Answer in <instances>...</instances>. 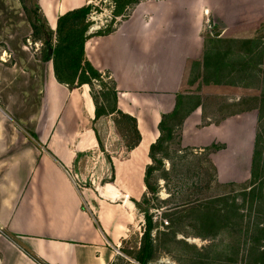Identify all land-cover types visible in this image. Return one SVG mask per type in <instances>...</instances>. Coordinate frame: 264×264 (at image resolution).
Masks as SVG:
<instances>
[{
  "label": "crops",
  "instance_id": "0c3cea01",
  "mask_svg": "<svg viewBox=\"0 0 264 264\" xmlns=\"http://www.w3.org/2000/svg\"><path fill=\"white\" fill-rule=\"evenodd\" d=\"M71 1L38 0L52 28L60 14L84 4ZM255 25H264V0H140L113 31L87 40L88 58L111 74L118 107L136 117L142 135L127 157L105 155L112 179L91 201L73 173L80 153L97 142L88 83L60 82L53 60L42 56L35 57L34 76L31 66L15 74L0 71V264H42L27 250L48 264H112L139 208L129 197L146 192L150 145L160 134L162 114L176 106L189 64L203 57L213 36L244 37ZM245 112L198 127V106L182 123L181 142H189L194 127L202 144L220 140L226 147L219 150H225L233 118ZM250 132L238 135L245 161ZM130 164L133 170L125 173L136 179L124 192L115 182Z\"/></svg>",
  "mask_w": 264,
  "mask_h": 264
},
{
  "label": "rangeland",
  "instance_id": "374dc122",
  "mask_svg": "<svg viewBox=\"0 0 264 264\" xmlns=\"http://www.w3.org/2000/svg\"><path fill=\"white\" fill-rule=\"evenodd\" d=\"M78 2L73 0L69 3ZM88 2L102 6V10L94 9L90 16L94 23L87 33L108 27L112 18L113 0H84V4ZM123 18L125 16H117L112 22L113 26L117 27ZM35 22L53 31L55 40L56 27L52 28L48 24L38 0H0V71L3 75L5 72H20L25 66H31L33 76L38 72L35 57H41L46 48V34L33 26ZM241 35L246 36L208 38L205 53L199 63L192 61L189 64L180 92H183L184 109L194 107L200 101L203 118L198 127L218 122L231 114L246 110L250 112L233 118L232 123H235L230 127V142L221 151L215 149V145L226 147L225 142L219 140L202 144V139L196 138L200 132L192 127L188 131L189 142L182 144L184 151L176 152L181 146L182 124L175 127V140L169 144V155L159 153L164 164L155 170L152 177V181H156L157 192L149 191L146 195L149 203H144L150 207L148 211L154 217L153 234L156 238L155 257L147 264H264V230L256 226L257 223L260 226L264 224V198L262 196L260 203L259 189L255 195L252 191L264 178L263 167L258 169L261 176L254 177L251 175V162L249 164L256 134L262 133L264 141V118H259L260 109L264 110V56H253L252 59L251 53L246 55L248 68L238 71L235 67H229L222 71V80L214 72L215 68L229 59L241 67L239 54L245 55L253 45L240 40L259 37L264 41V25H255L252 30ZM229 50L231 52L226 54L225 51ZM208 57L214 62L206 59ZM6 65L12 66L11 69ZM112 85L113 78L105 71L103 79L88 83L86 88L94 104L93 95H97L99 101L110 104L112 99L109 94L105 98L101 91H109ZM93 122V132L97 135L96 146L81 152L73 169L82 191L90 201L97 195V189L112 179L110 169H105V155H114L120 159L127 157L126 143L133 137L128 131L129 121L118 112L97 120L94 118ZM244 128L252 134L246 145L249 155L246 161V152L241 154L238 138ZM217 150L213 157L219 161V176L212 157V153ZM263 161L264 149V165ZM131 170L133 167L130 164L116 179L118 183L115 182L124 192L126 188L131 189L136 179L125 173ZM143 189V192H147L146 186ZM130 197L144 199L142 193ZM210 198V201L214 200L210 205L219 207V212L201 207ZM142 209L134 207L133 222L129 226L127 239L121 244V252L116 254L114 264H140L133 255L138 250L145 227V213Z\"/></svg>",
  "mask_w": 264,
  "mask_h": 264
},
{
  "label": "trees",
  "instance_id": "16d2710c",
  "mask_svg": "<svg viewBox=\"0 0 264 264\" xmlns=\"http://www.w3.org/2000/svg\"><path fill=\"white\" fill-rule=\"evenodd\" d=\"M140 0H113L112 3V9H111V21L110 25L108 27L97 29L95 32L87 33V30L93 25V21L91 20L90 16L93 13L94 9L101 11L102 6H96L92 2H88L87 4H83L78 7H74L72 9H69L65 11L64 13L60 14L57 20V26H56V34H55V40H54V33L53 31H49L44 29L43 26L40 25V23L35 22L33 24L34 27L41 29V31H44L45 36V46L46 48L43 51L42 57L46 60L52 59L53 65H54V71L56 78L62 82L67 84L70 87L80 86L83 83H90L93 84L95 80H100L104 78V73L100 71L88 58L85 50V44L87 40L93 36L98 34H104L111 32L115 29L113 26L115 18L119 15L127 16L130 12L133 5ZM113 27V28H112ZM212 38H219L218 36H213ZM210 38V39H212ZM242 42H248L253 45L252 49L249 51H244L246 54L243 53L239 54V61H241V67L238 66L237 63L232 62L230 59L227 62H223L222 65L219 68H215L214 72L218 76L220 80H222V71L225 69H228L229 67H235L236 70L239 71H245L249 66V60H246L245 57L248 54H252L251 58L253 56H258L262 58L264 56V46L262 45V41L259 37L257 38H249L247 39H241ZM49 47H53L52 54H49ZM229 51H225L226 54H228ZM205 53V52H204ZM210 59L212 63L214 62L211 58ZM253 59V58H252ZM193 62H198L199 59L192 60ZM263 68V67H262ZM261 68V69H262ZM264 70V68H263ZM107 73V72H106ZM104 93V97L106 98L109 94L110 98L112 99V103L107 104L105 102L99 101L97 95H93V98L95 100V119H99L100 117L104 115L113 114L115 112H118L124 119L129 121V133L133 137H131L130 141L126 143L127 150H131L136 145L139 144L141 140V132L137 124V119L132 114L123 111L118 107V91L116 88V83L113 79V85L111 86V89L108 91H101ZM183 92H179L177 95V102L175 108L168 113H163L162 118L159 122V129L160 134L156 141L152 142L150 145V151L149 155L151 157V162L147 164L146 170H145V176H144V182L146 185L147 192L143 195V200H138L134 197H129L139 208H143L142 211L145 213V227L141 238V244L138 250L134 253L135 259L140 264H147L149 263L154 257H155V250H156V238L154 237L153 231L155 229V222L154 217L151 213H149V206L144 205V203L147 201L149 203V200L146 198V195L149 191L157 192V186L156 181H152V177L154 175V172L156 169L163 167V158L159 156V153L162 152L164 155H169V148L170 143L175 140V127L177 128L179 125H181L187 116L194 108L201 105L200 101H198L194 107L184 109L183 108ZM108 98V97H107ZM262 110V111H261ZM264 110L260 109L259 118H264ZM121 122V120L119 121ZM99 138V135H98ZM263 136L262 133L256 134V139L254 143L253 148V156H252V165H251V175L254 177L261 176L258 174V169L260 167L262 168V174L264 176V165L262 164L263 160ZM99 143L104 148L101 141ZM179 149L176 152H183L182 148V142L179 141ZM215 149H219L224 147V145H215ZM105 149V148H104ZM182 154V153H181ZM183 157V155H181ZM210 155V154H209ZM187 156V155H186ZM264 162V161H263ZM214 164V163H213ZM166 171V170H165ZM259 189L260 196L258 195V201L262 202V196L264 198V178L259 181V186L256 188L254 187L253 195L256 194V190ZM216 199V198H212ZM211 198L205 203V205L201 206L207 209V211H220L219 207L210 205L212 201H210ZM264 200V199H263ZM209 202V203H208ZM127 205L132 206L130 200H127ZM209 204V205H207ZM194 207V205H193ZM191 207V209L193 208ZM196 209V207H194ZM199 211V209H198ZM211 211V212H212ZM222 214V213H221ZM257 227H260L261 230H264V224L262 226L259 225V223L256 224ZM9 234V233H8ZM11 235V233H10ZM28 253L40 261L42 264H48L41 259H39L33 252L30 250H27ZM114 264V263H112ZM138 264V263H133Z\"/></svg>",
  "mask_w": 264,
  "mask_h": 264
},
{
  "label": "water",
  "instance_id": "95a60500",
  "mask_svg": "<svg viewBox=\"0 0 264 264\" xmlns=\"http://www.w3.org/2000/svg\"><path fill=\"white\" fill-rule=\"evenodd\" d=\"M52 52H53V47H49V54H52Z\"/></svg>",
  "mask_w": 264,
  "mask_h": 264
},
{
  "label": "built area",
  "instance_id": "2783aa9c",
  "mask_svg": "<svg viewBox=\"0 0 264 264\" xmlns=\"http://www.w3.org/2000/svg\"><path fill=\"white\" fill-rule=\"evenodd\" d=\"M119 252H121L119 249H118Z\"/></svg>",
  "mask_w": 264,
  "mask_h": 264
}]
</instances>
